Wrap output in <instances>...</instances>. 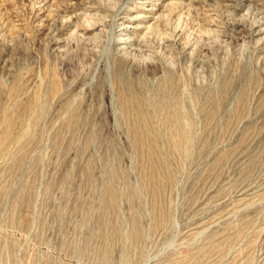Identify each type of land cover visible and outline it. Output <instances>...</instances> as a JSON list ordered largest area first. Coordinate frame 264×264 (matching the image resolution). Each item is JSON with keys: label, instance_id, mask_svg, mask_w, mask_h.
Wrapping results in <instances>:
<instances>
[{"label": "rangeland", "instance_id": "1", "mask_svg": "<svg viewBox=\"0 0 264 264\" xmlns=\"http://www.w3.org/2000/svg\"><path fill=\"white\" fill-rule=\"evenodd\" d=\"M0 264H264V0H0Z\"/></svg>", "mask_w": 264, "mask_h": 264}]
</instances>
